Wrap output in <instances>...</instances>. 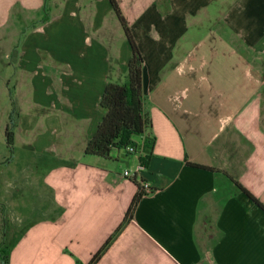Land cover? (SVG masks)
<instances>
[{
	"label": "crops",
	"instance_id": "crops-1",
	"mask_svg": "<svg viewBox=\"0 0 264 264\" xmlns=\"http://www.w3.org/2000/svg\"><path fill=\"white\" fill-rule=\"evenodd\" d=\"M117 2L150 125L103 158L85 149L131 58L110 1L0 0L9 264H88L111 237L97 264H264V0Z\"/></svg>",
	"mask_w": 264,
	"mask_h": 264
},
{
	"label": "trees",
	"instance_id": "trees-1",
	"mask_svg": "<svg viewBox=\"0 0 264 264\" xmlns=\"http://www.w3.org/2000/svg\"><path fill=\"white\" fill-rule=\"evenodd\" d=\"M109 1L130 44L131 58L128 63L126 82L124 84L109 83L106 86L100 101V106L104 111V117L95 135L89 141L85 149L86 154L103 158H109L114 148L126 149L131 145H137V139L144 134L145 130L150 125V120L144 113L142 93L143 55L131 33L130 27L128 26L117 0ZM6 135L8 142L12 143L13 132L9 127L6 129ZM142 163L145 164V160H142ZM242 189L247 192L244 188ZM142 196V193L135 195L125 219L117 229L115 235L122 229L128 219L132 217ZM253 199L257 201L255 198ZM112 240L113 237L108 239L88 264H97L111 245ZM8 259L9 256L5 260L1 257V264H8ZM77 264L82 263L77 262Z\"/></svg>",
	"mask_w": 264,
	"mask_h": 264
},
{
	"label": "rangeland",
	"instance_id": "rangeland-1",
	"mask_svg": "<svg viewBox=\"0 0 264 264\" xmlns=\"http://www.w3.org/2000/svg\"><path fill=\"white\" fill-rule=\"evenodd\" d=\"M1 54V53H0ZM0 55V62L2 61ZM7 68V67H6ZM9 70H4L2 69V66L0 65V77L4 74H9ZM7 87L5 86H0V94L4 96L6 94V97H0V156H5L7 158L10 157V153L8 150H6L5 146L3 145V128H4V123L7 122L9 117L11 118L12 113L15 111V106L19 103L20 105V100L21 97H18L19 95V90L16 89V91L13 90L11 87V92L7 91ZM14 91V92H13ZM12 93V96L10 97ZM14 108V109H13ZM11 113L6 116V114L11 110ZM2 158V157H1ZM3 163V161H2ZM0 163V171H7V173H15V167H7L6 163L2 164ZM10 168V169H9ZM6 225V221L3 218V214H0V258L2 257L4 260L8 258L9 256V250L11 248L10 246V240L14 241L13 236H9L10 230L4 228ZM11 234H13L11 232ZM15 235V234H14ZM11 237V238H10ZM9 260V259H8ZM1 264V262H0ZM9 264V262H8Z\"/></svg>",
	"mask_w": 264,
	"mask_h": 264
},
{
	"label": "built area",
	"instance_id": "built-area-1",
	"mask_svg": "<svg viewBox=\"0 0 264 264\" xmlns=\"http://www.w3.org/2000/svg\"><path fill=\"white\" fill-rule=\"evenodd\" d=\"M137 148H138V141H137V145H131V146L127 147L126 151L129 154H133V153L137 152ZM144 169H145V165L140 163V165L138 166V168L136 169V171L134 173L130 170H126L124 174L126 177H133L134 175L141 173ZM142 189L144 191L143 194H151L154 192V188L148 182L143 183Z\"/></svg>",
	"mask_w": 264,
	"mask_h": 264
}]
</instances>
